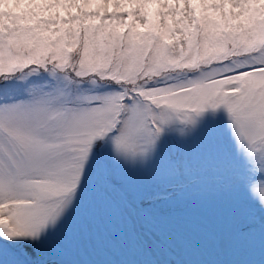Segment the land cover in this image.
Masks as SVG:
<instances>
[{"label": "snow or ice", "instance_id": "obj_1", "mask_svg": "<svg viewBox=\"0 0 264 264\" xmlns=\"http://www.w3.org/2000/svg\"><path fill=\"white\" fill-rule=\"evenodd\" d=\"M0 7V264H78L194 185L207 238L251 256L258 227L264 264V0Z\"/></svg>", "mask_w": 264, "mask_h": 264}, {"label": "rangeland", "instance_id": "obj_2", "mask_svg": "<svg viewBox=\"0 0 264 264\" xmlns=\"http://www.w3.org/2000/svg\"><path fill=\"white\" fill-rule=\"evenodd\" d=\"M0 11L5 9L0 7ZM162 208L163 212L151 225L143 224L134 213L108 217L97 234L73 249L70 259L78 264H149L153 261L158 264H230L234 260L252 259L259 264L258 227L256 248L251 256L234 251L228 240L207 238L204 227L207 217L200 206L198 186L173 192L171 202ZM147 228H152L156 236L151 232L145 236Z\"/></svg>", "mask_w": 264, "mask_h": 264}]
</instances>
